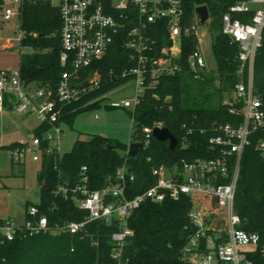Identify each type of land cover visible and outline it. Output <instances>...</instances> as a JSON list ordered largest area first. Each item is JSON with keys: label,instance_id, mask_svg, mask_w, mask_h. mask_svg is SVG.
Masks as SVG:
<instances>
[{"label": "built area", "instance_id": "2783aa9c", "mask_svg": "<svg viewBox=\"0 0 264 264\" xmlns=\"http://www.w3.org/2000/svg\"><path fill=\"white\" fill-rule=\"evenodd\" d=\"M26 1L29 0H3L4 20L19 15ZM49 2L58 8L61 19L59 61L64 69L55 89L26 85L18 69L0 70V110L10 109L20 116L31 117L36 122L34 129H39V133L33 129L29 141L8 148L14 163L40 162L44 156H54V168L57 167V160L63 154L62 105L79 100L99 85V72L94 70L87 75L85 70L100 60L116 39L128 50L133 63L122 71V76L133 78L136 84L131 112L144 91L153 88L161 77L187 72L200 79L212 70L201 47L200 24L195 13L192 22H183V0ZM158 21H165L171 41L166 56L155 55L157 42L148 33L149 26ZM182 33H191L197 40L184 63L179 61ZM221 33L239 48L232 95L242 104V121L238 126L226 123L216 128L208 139L213 156L152 167L154 183L132 197L128 183L134 180L135 173L126 164L99 188H91L87 167L83 165L74 184L58 182L54 190L55 195L70 199L76 208L85 212L82 220L50 224L48 217L35 204H30L21 223L0 217V238L11 241L39 233L76 234L94 220L113 223L117 230L111 234L112 264H128L129 257L124 250L133 235L127 225L133 211L147 200L158 203L166 198L179 200L186 196L192 204L188 216L195 229L182 253L184 264H264V236L242 229L241 219L234 210L241 156L250 144L251 135L264 129V103L253 81L254 60L264 33V0H244L230 5L221 18ZM24 35L19 30V45ZM6 41L10 43L11 39ZM108 106L126 109L131 107V102L113 100ZM155 127L163 125L156 122L144 127V134L151 135ZM141 143L140 149H145L149 140L146 138ZM258 148L264 152V138L259 140ZM150 160L148 156L147 161Z\"/></svg>", "mask_w": 264, "mask_h": 264}, {"label": "trees", "instance_id": "16d2710c", "mask_svg": "<svg viewBox=\"0 0 264 264\" xmlns=\"http://www.w3.org/2000/svg\"><path fill=\"white\" fill-rule=\"evenodd\" d=\"M241 1L244 0H183L184 23L193 21L196 7L206 5L208 8L215 69L200 79L187 72L164 76L153 88L144 91L134 111H129L133 117L129 142H142L147 138L149 144L145 149L129 157L127 143L93 134L87 139H75L70 150L57 160L56 168L54 156L41 159L36 174L39 202L35 205L48 217L50 224L84 218L85 212L76 208L70 199L54 194L58 182L74 184L83 165L87 167L91 188H99L126 164L135 173L134 180L128 183L132 197L154 183L152 167L214 155L208 139L215 134L216 128L226 123L238 126L242 121V104L232 95L237 80L239 48L221 33L223 13L230 5ZM2 2L0 0V4ZM18 26L25 33L19 46L29 49L18 54L17 69L21 79L31 87L53 91L64 69L59 61L61 19L58 8L49 0L26 1L20 7ZM148 33L157 42L155 55H168L171 41L165 21L151 24ZM196 44L193 34H181L180 62H186ZM132 64L128 50L116 39L106 54L85 70L87 75L94 70L99 72V85L79 100L63 104L61 121L71 127L77 114L98 108L105 94L130 78L122 76V71ZM253 74L256 93L264 103V33L255 56ZM97 97L98 100L91 101ZM156 122H161L175 135L178 143L174 149L168 148L167 141L144 134L143 128ZM34 130L39 133V129ZM262 138L264 129L254 132L241 156L234 210L241 219L242 229L264 236V152L258 148ZM17 143L0 148L8 149ZM148 156L150 161H147ZM29 205L26 203L25 212ZM191 206L186 196L179 200L166 198L158 203L142 202L127 221L133 230L124 250L129 257L128 264H184L182 253L195 229L188 216ZM115 230L117 227L113 223L94 220L83 232L76 234L39 233L11 241L0 238V264H112L111 234Z\"/></svg>", "mask_w": 264, "mask_h": 264}, {"label": "rangeland", "instance_id": "374dc122", "mask_svg": "<svg viewBox=\"0 0 264 264\" xmlns=\"http://www.w3.org/2000/svg\"><path fill=\"white\" fill-rule=\"evenodd\" d=\"M119 2L121 0H114ZM201 47L210 68H215L212 53V33L208 31V21L198 25ZM18 15L10 20L3 18V2L0 4V70H15L18 68L17 57L19 52H28V48L19 46ZM11 39L8 43L6 40ZM133 78L105 94L98 108H92L77 114L72 121V126L63 125V139L61 152L70 150L75 139H87L93 134L103 135L123 143L129 142L132 122L129 111L133 109L136 97V86ZM128 100L129 108H111V101ZM0 117V146L8 145L10 137H19L25 141L31 138L30 126L35 123L33 118L21 120L13 111ZM95 115L98 118H95ZM2 122V123H1ZM3 124V126H2ZM14 124V125H13ZM14 127V128H13ZM16 127V129H15ZM39 162L27 160L24 164L14 163L9 150L0 148V217L13 219L16 223L24 220L26 203L39 202L40 186L36 180Z\"/></svg>", "mask_w": 264, "mask_h": 264}, {"label": "water", "instance_id": "95a60500", "mask_svg": "<svg viewBox=\"0 0 264 264\" xmlns=\"http://www.w3.org/2000/svg\"><path fill=\"white\" fill-rule=\"evenodd\" d=\"M195 15H196L197 22L200 25H203L205 23V21H207L209 18V12H208L207 6L201 5V6L196 7L195 8ZM152 136L159 141H167L168 148L171 150L177 146V143H178L177 138L166 127H161V128L155 127V128H153ZM106 146L109 147V144H107ZM141 147H142L141 142H133V141L128 142L126 155L129 157L134 156Z\"/></svg>", "mask_w": 264, "mask_h": 264}, {"label": "crops", "instance_id": "0c3cea01", "mask_svg": "<svg viewBox=\"0 0 264 264\" xmlns=\"http://www.w3.org/2000/svg\"><path fill=\"white\" fill-rule=\"evenodd\" d=\"M18 58V57H17ZM8 111H11L10 109H7V110H0V117H1V121H2V119H4L6 116V114L5 113H8ZM19 116V115H18ZM20 118H21V120H23V121H26L28 118H31V117H28V116H19ZM2 123V122H1ZM14 125V124H13ZM2 126H3V124H2ZM34 127H36V122L34 123V124H32V126H30V130H31V133H32V131H33V129H34ZM14 128V127H13ZM15 129H16V127H15ZM20 135H18V136H16V137H10V141H9V144H11V143H14V142H22V141H25V140H23V139H21L20 137H19ZM0 138H1V136H0ZM3 146V145H2Z\"/></svg>", "mask_w": 264, "mask_h": 264}]
</instances>
